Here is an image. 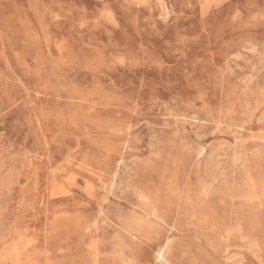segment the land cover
<instances>
[{
    "label": "rangeland",
    "instance_id": "rangeland-1",
    "mask_svg": "<svg viewBox=\"0 0 264 264\" xmlns=\"http://www.w3.org/2000/svg\"><path fill=\"white\" fill-rule=\"evenodd\" d=\"M0 264H264V0H0Z\"/></svg>",
    "mask_w": 264,
    "mask_h": 264
},
{
    "label": "bare ground",
    "instance_id": "bare-ground-1",
    "mask_svg": "<svg viewBox=\"0 0 264 264\" xmlns=\"http://www.w3.org/2000/svg\"><path fill=\"white\" fill-rule=\"evenodd\" d=\"M235 58H237V57H235ZM231 60V59H230ZM237 64V63H236ZM251 116V115H250ZM260 121V120H259ZM204 149V148H203ZM199 153V152H198ZM212 171V170H211ZM213 172V171H212ZM113 191V190H112ZM116 191V190H115ZM120 194V193H119ZM55 196H58V193H56L55 192V194H54ZM111 204H112V202H111ZM139 212H141V211H139ZM106 213V212H105ZM119 214V213H118ZM108 215H109V213H108ZM96 226V225H95ZM119 226V225H118ZM125 227V226H124ZM122 228V227H121ZM123 229V228H122ZM126 231V230H125ZM135 234V233H134ZM162 261H163V259H162Z\"/></svg>",
    "mask_w": 264,
    "mask_h": 264
}]
</instances>
